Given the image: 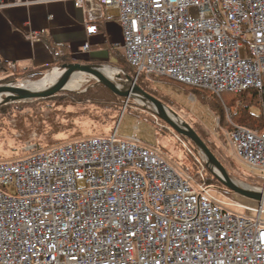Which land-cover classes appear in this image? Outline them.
<instances>
[{
  "label": "built area",
  "instance_id": "2783aa9c",
  "mask_svg": "<svg viewBox=\"0 0 264 264\" xmlns=\"http://www.w3.org/2000/svg\"><path fill=\"white\" fill-rule=\"evenodd\" d=\"M72 2L89 15L117 8L134 82L252 91L264 120V0ZM97 31L85 27L87 38ZM227 121L233 154L264 185V130ZM210 194L117 127L0 162V264H264V205L238 214Z\"/></svg>",
  "mask_w": 264,
  "mask_h": 264
},
{
  "label": "rangeland",
  "instance_id": "374dc122",
  "mask_svg": "<svg viewBox=\"0 0 264 264\" xmlns=\"http://www.w3.org/2000/svg\"><path fill=\"white\" fill-rule=\"evenodd\" d=\"M65 61L110 69L112 74L107 77L120 89L121 84L126 82L125 77L133 75L125 62L121 46L116 50L115 60L91 63L84 62L83 59L73 60L68 56ZM34 72L0 74V85L35 83L61 70L58 65H52L42 74L33 76ZM75 76H80L85 82L74 90H64L46 99L9 102L6 107L0 104V162L14 161L61 142L99 136L117 127L118 137L136 136L143 144L157 147L172 167L181 169L196 182H203L208 176L199 151L194 153L185 138L160 120L152 105L144 107L141 100L134 98H114V95L111 96L99 88L91 76ZM135 84L143 92L160 101L167 110L175 113L177 121L187 123L198 136L204 137L236 185L250 190H263L262 179L256 173L251 174L235 157L227 141V125H230L227 120L241 125L237 120L246 115L249 107V113L255 117L260 116L256 98L247 94L229 93L213 96L175 85V82L163 77H144L136 80ZM51 85L47 83L46 87ZM2 99L3 97L0 100ZM219 110L222 112L220 115ZM252 123L256 121L252 120ZM53 125H56L55 129L59 131L56 135L51 134ZM210 195L229 211L246 215L259 212L260 206L257 203L219 185L211 189ZM262 219L264 220V213Z\"/></svg>",
  "mask_w": 264,
  "mask_h": 264
},
{
  "label": "crops",
  "instance_id": "0c3cea01",
  "mask_svg": "<svg viewBox=\"0 0 264 264\" xmlns=\"http://www.w3.org/2000/svg\"><path fill=\"white\" fill-rule=\"evenodd\" d=\"M0 2L5 5L0 10L1 67L39 70L52 65L55 55L63 52L73 60L106 62L115 60L116 50L122 45L115 7H101L89 15L83 8H76L72 0ZM88 24H95L98 31L87 38ZM86 41L89 50L83 52Z\"/></svg>",
  "mask_w": 264,
  "mask_h": 264
},
{
  "label": "water",
  "instance_id": "95a60500",
  "mask_svg": "<svg viewBox=\"0 0 264 264\" xmlns=\"http://www.w3.org/2000/svg\"><path fill=\"white\" fill-rule=\"evenodd\" d=\"M61 75L58 80L52 84L49 88L32 91L23 87H15L10 85H0V104H6L9 102L26 101L32 99H46L50 98L65 90L66 85L70 79L75 75H88L94 78V80L106 87L117 97L128 100L130 98L139 99L142 101L144 107L146 105H152L154 107L155 115L171 127L178 135L182 136L186 140L192 142L199 153L202 155L206 168L211 174L229 191L234 194L257 203L260 207L264 205V189L262 191L250 190L241 188L236 185L228 176L225 168L212 154L209 148L196 134V132L185 122L177 121V116L155 98L149 96L143 92L135 82L129 77L126 78V82L122 83V89L118 85L113 83L106 75H104L99 67L94 65H80L64 64L60 67Z\"/></svg>",
  "mask_w": 264,
  "mask_h": 264
},
{
  "label": "trees",
  "instance_id": "16d2710c",
  "mask_svg": "<svg viewBox=\"0 0 264 264\" xmlns=\"http://www.w3.org/2000/svg\"><path fill=\"white\" fill-rule=\"evenodd\" d=\"M66 59H68V55H66L64 52L62 53V54H60L59 56L58 55H55V58H54V63L52 64V65H58L59 66V68L62 66V65H64V64H67V63H71V62H73V61H65ZM126 62V61H125ZM71 64H73V63H71ZM127 64V63H126ZM52 65H50V66H47V67H45V68H42V69H39V70H25V71H15V72H10L9 71V69H8V67H6V66H2L1 68H0V74H2V75H7V74H10L11 73V75L12 74H14V73H24V72H27V73H30L31 71H35L34 73H33V76H35V75H39V74H42V72L43 71H46V70H48V69H50L51 68V66ZM128 65V64H127ZM128 67L131 69V71H132V73H133V75L132 76H127V77H129L131 80H133L134 79V77H135V72H134V70L128 65ZM141 78H144L143 76H140L137 80H139V79H141ZM98 85V87L99 88H101L102 90H104V91H106L109 95H111V96H113L114 94H112V92L111 91H109L106 87H104V86H102V85H100V84H97ZM175 85H179V86H181V87H186V88H189V90H194V91H202V92H205V93H207V94H210V93H208V92H206V91H203V90H199V89H196V88H191V87H187V86H184V85H180V84H175ZM103 94V93H102ZM101 94V95H102ZM192 94V93H191ZM240 95L241 94H247V95H251L252 97H254V98H256L258 101H259V98H258V96H257V94L255 93V92H245V93H239ZM212 95V94H211ZM230 95H232V94H230ZM234 95H237V94H234ZM214 96V95H213ZM114 98H119V97H117V96H113ZM120 101H121V99H120ZM258 101H257V106H258ZM8 104L9 103H6V104H1V106L2 107H6V106H8ZM249 109H250V107L247 109V111L245 112L246 113V115L244 114L243 116H240L239 118H238V120H237V122H239V124H241V125H244L243 127H245V128H247V129H250V130H252V131H258V132H261V131H263L264 130V120H263V118H262V116H261V114H260V116H258V117H255V116H253L251 113H249ZM219 112V115L220 114H222V112L219 110L218 111ZM230 112H231V109H230ZM133 116H135V115H133ZM244 116H246V117H244ZM136 117V116H135ZM259 119V120H258ZM252 120H254V121H256V123H252ZM232 122V121H231ZM241 122V123H240ZM243 123V124H242ZM232 124H233V122H232ZM235 125H237V123L235 124ZM241 125H239V126H241ZM227 126H229V131H230V129H231V127H230V125H227ZM55 127H56V125H53V128L52 129H54V130H51L52 132H51V134H57V132H59V131H57V129H55ZM115 127V126H114ZM114 129L115 128H113L112 130H109V132L108 133H105V134H102V135H99V136H92V137H106V136H109V135H111L112 133H113V131H114ZM90 137V136H89ZM89 137H85V138H89ZM199 137L201 138V140L205 143V145L209 148V150L212 152V154L214 155V156H216L215 155V153H214V151H213V149L208 145V143L205 141V139H204V137H202V136H200L199 135ZM85 138H79V139H75V140H80V139H85ZM75 140H70V141H75ZM65 142H69V141H65ZM65 142H61V143H59V144H62V143H65ZM187 142H189V144H190V146H191V148H192V151L194 152V153H198V151H197V149H196V147L194 146V144L192 143V142H190V141H188L187 140ZM59 144H57V145H59ZM56 146V145H55ZM51 147H53V146H51ZM50 148V147H49ZM46 149H48V148H46ZM41 150H45V149H40V150H38V151H41ZM208 169L207 168H205V171H206V173H207V177L206 178H204V180H203V182H201L200 180V182L201 183H203L205 186H207V187H211V189H213V187L215 186V185H219V186H221L222 188H225L211 173H209V171H207ZM198 174H196V176H197ZM226 189V188H225ZM227 191H229L228 189H226Z\"/></svg>",
  "mask_w": 264,
  "mask_h": 264
},
{
  "label": "bare ground",
  "instance_id": "6f19581e",
  "mask_svg": "<svg viewBox=\"0 0 264 264\" xmlns=\"http://www.w3.org/2000/svg\"><path fill=\"white\" fill-rule=\"evenodd\" d=\"M100 71L106 76H110L112 74L111 73L112 71L110 69L102 68V69H100ZM60 75H61V72L54 73V74H52L50 76L44 77L43 79H41V80H39V81H37L35 83H27L25 85L23 84L22 87L23 88H27V89L32 90V91L44 90V89L47 88L46 87L47 83L54 84L57 81V79L59 78ZM83 82H85V80L82 79L80 76H73L70 79V81L68 82V84L66 85L65 90H74V88H77Z\"/></svg>",
  "mask_w": 264,
  "mask_h": 264
}]
</instances>
